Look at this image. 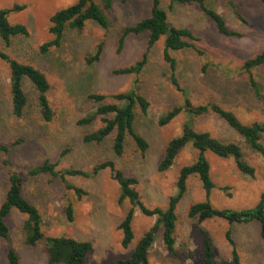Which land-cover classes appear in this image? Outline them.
<instances>
[{"label":"rangeland","instance_id":"1","mask_svg":"<svg viewBox=\"0 0 264 264\" xmlns=\"http://www.w3.org/2000/svg\"><path fill=\"white\" fill-rule=\"evenodd\" d=\"M77 0H0V10L23 7L8 15L11 25H24L27 36H17L5 46L0 39V51L11 59L28 64L44 74L49 90L46 98L52 112L50 121L42 117L38 93L25 80L27 105L21 118L11 112L9 69L0 60V144L9 146V153H0V204L8 189L9 170L21 173L22 194L35 205L42 219L44 238L69 237L88 242L92 251L85 264H115L128 258L137 241L154 224V217L136 211L132 220L134 238L128 248L121 246L122 233L118 225L130 205L118 203L120 189L110 178L108 169L93 177L72 176L67 182L85 191L77 198L61 181L47 174L25 175L24 171L48 161L56 169L90 172L102 162L112 161L115 169L134 177L141 202L147 208L167 206L174 195L179 170L196 160V152L187 145L173 166L159 172L157 166L166 144L182 134L189 122L195 132H207L222 143H234L244 160L254 168V176L241 174L232 158H219L205 152L210 178L214 184L208 196L197 177L187 180L186 192L176 208L175 249L166 251L158 233L149 251L150 264H203L201 254L203 230L214 252L215 264H232V246L225 234L231 231L240 264H264V240L258 223L229 225L220 219L198 224L188 216L191 205L208 200L217 210L250 209L257 205L264 192V157L250 148L222 119L213 113L190 118L181 112L170 123L159 126V119L184 103V96L170 82V70L162 57L161 38L147 53L146 65L139 75H114L113 71L139 61L146 52V34L127 36L119 49L123 28L149 15V0H112L104 9V0L94 2L104 10L109 25L106 29L89 22L82 30L67 29L58 47L40 48L54 37L49 33L50 17L57 11L75 4ZM206 5L223 17L227 26L241 38H227L217 33L214 24L195 4H173L161 0L171 26L187 28L198 41L195 49L171 51L176 61L174 71L179 87L185 90L193 106L216 104L232 112L243 125L264 123V65L252 71L258 96L242 70L245 61L264 51V6L258 0H206ZM241 15L245 22L238 20ZM102 50L98 60H92L97 47ZM136 81V83H135ZM134 90L149 103L146 114L135 107L134 131L148 147L141 152L134 140L125 139L120 157L111 150L112 137L101 144H85V134L96 130L100 123L79 126L77 122L92 113L97 104L91 94L112 95ZM107 103H114L107 99ZM264 147V134L260 140ZM225 188V190H223ZM71 205L72 221L67 220L65 208ZM25 217L13 211L7 218L9 236L0 238V264H8L6 249L12 248L19 264H47L44 239L35 246L24 243L22 225Z\"/></svg>","mask_w":264,"mask_h":264},{"label":"trees","instance_id":"2","mask_svg":"<svg viewBox=\"0 0 264 264\" xmlns=\"http://www.w3.org/2000/svg\"><path fill=\"white\" fill-rule=\"evenodd\" d=\"M126 2V0H121ZM151 3L149 15L139 20L131 26L122 29L119 37V49L127 36L146 34V52L141 59L130 66L116 69L114 75H139L146 65L147 53L161 38L164 39L162 57L169 66L170 82L172 86L184 96V103L180 107H175L165 113L158 121L159 126H165L170 123L177 115L184 112L190 118L195 116L213 113L222 119L236 134L244 139L252 150L264 157V147L260 140L264 134V123H254L243 125L236 116L227 110L222 109L216 104H206L193 106L187 97V92L179 87L175 78L174 71L176 61L171 57V51H179L186 48L194 49L198 54L200 51L195 49L194 43L198 38L194 36L191 30L187 28H177L171 26L167 20L165 10L160 7L161 0H149ZM170 7L173 4H195L204 13V15L214 24L218 34L227 38H241V34L231 30L222 16L210 9L206 5V0H168ZM264 6V0H258ZM112 0H104V9H109ZM21 6H14L11 9L0 10V39L5 46H9L11 39L17 36H27L28 31L24 25H11L8 22V15L12 12L22 10ZM238 20L245 22L241 15H237ZM49 33L54 39L44 44L40 50L45 52L49 47H58L67 29L82 30L87 23L93 22L101 28L106 29L109 25L108 17L94 0H77V2L67 8L55 12L49 19ZM102 46L96 49L92 60H98ZM0 60L5 62L9 69L10 81V99L11 112L15 118H21L27 105V96L24 91L23 83L28 80L38 93V105L45 121H50L52 112L50 110L46 93L49 90V84L39 70L28 64L19 63L11 59L7 54L0 51ZM264 65V51L248 59L242 65V70L248 75L249 84L255 95L258 91L252 71ZM136 83V81H135ZM89 99L97 104L96 109L80 119L79 126H92L99 121V127L83 137L85 144H101L105 139L112 137L111 150L114 156L120 157L124 152L125 139L130 137L134 140L137 148L144 152L148 145L146 141L139 136L133 127L135 119L134 109L138 107L141 114H146L149 107L147 100L138 95L134 90L125 93L112 95L91 94ZM107 99H113L114 103H107ZM191 145L196 152L194 163L183 166L179 170L175 193L172 195L167 206L162 208H147L140 200L136 190L138 184L134 177L125 176L121 171L115 169L112 161L102 162L92 168L90 172L82 170L56 169V164L48 161L32 169L24 171L25 175L35 176L38 174H47L58 178L67 190H73L79 199L85 195V191L75 188L67 182V177L83 176L93 177L100 171L108 169L110 178L115 181L120 189L118 203L127 201L130 205L123 220L118 225L122 233L121 246L126 249L131 244L134 235L132 230V220L136 211H139L145 217H154V224L137 241L134 249L128 258L118 260L115 264H150L148 254L152 248L158 233L161 231L163 245L167 252L173 254L175 249V229H176V208L186 192L187 180L190 177H197L201 183L202 189L209 195L214 188L210 178L209 164L205 158V152L209 151L219 158H232L237 170L246 176H254V168L251 167L243 158L241 148L234 143H222L213 138L207 132H195L189 122L183 125L182 134L171 139L165 146L161 160L158 163L157 170L165 172L169 170L179 153L187 146ZM0 153H9V146L0 144ZM8 189L4 195L3 202L0 204V238L7 239L9 236V226L7 224L8 216L16 211L25 217L22 231L24 243L29 246H35L39 241H45V253L47 264H85L87 255L92 251V246L88 242L77 241L69 237H47L44 238L41 226L42 219L35 205L29 202L22 194L21 173L9 170ZM225 190V188H223ZM67 220L72 221L73 209L71 205L65 208ZM188 216L197 219L198 224L211 219H220L229 225H246L256 222L260 228V237L264 240V192L260 195L259 202L250 209L232 210L214 209L208 200L191 205L188 209ZM202 235L201 254L203 264H215L214 252L206 233L199 229ZM227 244L232 246L231 261L232 264H240L239 256L235 249V243L228 230L225 234ZM8 264H19V258L12 248L6 249Z\"/></svg>","mask_w":264,"mask_h":264}]
</instances>
